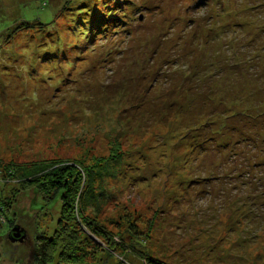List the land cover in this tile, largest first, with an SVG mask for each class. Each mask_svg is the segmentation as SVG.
I'll return each instance as SVG.
<instances>
[{"label":"rangeland","instance_id":"374dc122","mask_svg":"<svg viewBox=\"0 0 264 264\" xmlns=\"http://www.w3.org/2000/svg\"><path fill=\"white\" fill-rule=\"evenodd\" d=\"M0 206V264H264V0H0Z\"/></svg>","mask_w":264,"mask_h":264},{"label":"trees","instance_id":"16d2710c","mask_svg":"<svg viewBox=\"0 0 264 264\" xmlns=\"http://www.w3.org/2000/svg\"><path fill=\"white\" fill-rule=\"evenodd\" d=\"M74 16L76 17L77 15L74 12ZM93 25V23H92ZM91 32V31H90ZM80 169L79 166L74 163H65V164H59L58 166H39L35 169L32 170H27L25 177L31 178V177H36L40 176L41 178L38 180H41L40 186L44 190V193L47 196H50L55 193L54 196L51 198L53 199L54 197H57L60 194V204H61V214L62 218L63 215H67L69 213H73L76 211V209L79 208V201H81L82 205L84 204V197L81 196V198L78 199L79 195H82V189H84V192L88 191V188H92V184L90 182L87 183L88 188L86 189L85 182H83V177L80 176ZM105 197V196H103ZM90 198V196H89ZM48 202V201H47ZM94 203V202H92ZM79 211V210H78ZM6 213V207L0 206V219L5 218L4 215ZM74 214V213H73ZM6 216V215H5ZM68 219L70 216H67ZM76 214L73 217L75 220ZM64 219V218H63ZM8 220L10 222V217H8ZM4 221V220H3ZM2 222L0 221V231L2 229ZM12 224L10 223V226ZM69 237L74 235L71 233L66 234ZM73 238L71 240H76V236H72ZM54 242L50 241L49 247L51 251H53V254H56L58 249H61V246L57 243L58 241H55L53 238ZM62 246V252L65 251V253H78V246H75L73 243H69L67 248ZM43 249V248H42ZM70 249V250H69ZM77 249V250H76ZM76 250V252H75ZM74 251V252H73ZM44 253V252H43ZM53 258V257H52ZM64 258V257H63ZM151 264H167L164 262L156 261V260H150ZM169 264V263H168Z\"/></svg>","mask_w":264,"mask_h":264},{"label":"water","instance_id":"95a60500","mask_svg":"<svg viewBox=\"0 0 264 264\" xmlns=\"http://www.w3.org/2000/svg\"><path fill=\"white\" fill-rule=\"evenodd\" d=\"M8 237L11 241H23L25 238H27V231L19 224H16L9 232Z\"/></svg>","mask_w":264,"mask_h":264}]
</instances>
